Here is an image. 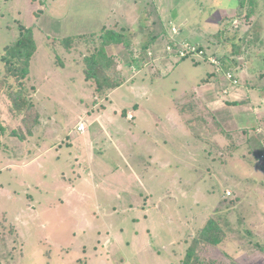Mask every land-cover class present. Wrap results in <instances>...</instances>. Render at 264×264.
I'll return each mask as SVG.
<instances>
[{
    "label": "rangeland",
    "instance_id": "374dc122",
    "mask_svg": "<svg viewBox=\"0 0 264 264\" xmlns=\"http://www.w3.org/2000/svg\"><path fill=\"white\" fill-rule=\"evenodd\" d=\"M258 3L239 19L238 0H0V81L1 53L31 28L26 84L39 115L27 136L0 94V264H183L210 222L226 237L201 249L203 259L264 264V147L251 130L260 123L237 102L234 119L249 129L225 133L191 100L212 65L177 60L164 44L171 22L193 44L209 34L214 54L205 52L223 66L240 50L262 69ZM104 30L127 34L137 50L158 46L146 63L110 49L124 83L107 97L81 65Z\"/></svg>",
    "mask_w": 264,
    "mask_h": 264
},
{
    "label": "trees",
    "instance_id": "16d2710c",
    "mask_svg": "<svg viewBox=\"0 0 264 264\" xmlns=\"http://www.w3.org/2000/svg\"><path fill=\"white\" fill-rule=\"evenodd\" d=\"M264 2V0H263ZM249 4L251 13H254L256 6L259 5L258 0H238V5L234 15H238L239 19L244 18V8ZM240 12V13H239ZM249 15V14H248ZM224 29L217 32L216 37H221ZM100 33V32H99ZM98 42L94 44V48L86 54L81 65L85 79L91 83L95 93L101 97H107L111 92L123 85L119 78L118 64L119 61L114 54H110V49L124 51L127 47V54L132 57V61L137 63V59L141 58L144 63L148 62V49H156L154 40L144 44L140 50L131 45L130 38L127 34L116 32V30H104L100 34ZM164 44L170 45L175 42L168 38ZM129 43H128V41ZM245 42L246 36L242 37ZM37 51V45L34 39L33 30L28 27L21 28V34L18 40L12 45H8L1 53V59L4 64L5 73L0 81V94L7 100L11 111L19 117L24 127L27 129V136H33V130L39 123V115L36 111L35 104L30 96V89L26 84V80L30 73V66L33 56ZM166 52V51H165ZM236 53V50L233 51ZM239 52V53H238ZM237 55H243L244 51L238 50ZM245 55V54H244ZM223 63V61L221 60ZM225 71L230 70L227 64L223 66ZM13 79V82H10ZM227 81V80H226ZM229 84V81H227ZM240 84L232 88L236 89ZM233 86V85H231ZM229 84V88L231 87ZM228 88V89H229ZM229 91L227 92L228 95ZM126 114V110H123ZM13 135H15L13 133ZM198 136V135H197ZM25 139V137H22ZM21 139V140H23ZM224 234L212 222L208 223L201 231L198 238L190 246L187 256L183 264H218L217 260H205L201 256V249L210 248L220 245L225 240ZM229 264H238L235 261H230Z\"/></svg>",
    "mask_w": 264,
    "mask_h": 264
},
{
    "label": "crops",
    "instance_id": "0c3cea01",
    "mask_svg": "<svg viewBox=\"0 0 264 264\" xmlns=\"http://www.w3.org/2000/svg\"><path fill=\"white\" fill-rule=\"evenodd\" d=\"M184 27L186 28V24H184ZM205 35L206 37L204 39L198 40V42L195 44L197 45L202 44L204 48L203 47L201 48L207 50L211 54H214L213 51L210 52L207 49L208 46L203 44L204 41L207 45L209 44L213 45V42L211 40H210L211 42H209L210 37L208 36L210 35L202 34V36ZM177 39L178 41H188L192 43L188 39V37L187 38L183 37V35H181V37H178ZM236 56H235L236 59L230 56L231 59L233 60L235 59V60L234 61L231 60L230 64L227 65V67H229L230 69L228 71L232 72L235 75V78H237V80L239 79L241 83V86H239L236 89L232 88L234 86H231L230 83L229 84L231 87L229 88V84L225 78V72L227 71H225L224 68L223 70L216 69L218 71L217 72L215 68L211 66L209 63L194 60V64L196 66L202 63H206L209 66H211L213 69L212 70L207 69L202 73L200 80L195 84L196 88L193 89L191 100L193 102L196 101L200 105H203L202 108L203 110L206 111V114L208 116H210V114L211 115L217 114L218 115L217 117L220 120L219 121L220 124L223 127L225 126L227 128V130L225 129L226 130L225 133L230 131L232 132V130L236 128H238L236 129L238 134L247 133L246 129L248 130L249 128L238 127L240 123L235 121L233 111L238 108L239 104H240L239 108H241V110H245L248 108L249 110H251V113L255 117V120L258 123H260L259 126L252 127L253 129L251 130L255 132L257 135H262V137L258 139V143H260L264 147V127H263L264 126L263 125L264 124V85H263L264 68L259 63L257 67H260L262 69L252 70L251 68H253V64H251L247 60L245 55H236ZM175 59L177 58L175 57ZM189 89L190 87L187 88V90ZM225 90H227V92L229 91L228 95H225L224 93ZM229 99H233V101L229 102ZM237 102H239V104ZM211 109H214L215 113L209 111ZM203 121L206 122L205 120ZM259 127L261 128L263 127V130L261 132L257 131L258 129H260ZM261 155L264 156V153Z\"/></svg>",
    "mask_w": 264,
    "mask_h": 264
},
{
    "label": "built area",
    "instance_id": "2783aa9c",
    "mask_svg": "<svg viewBox=\"0 0 264 264\" xmlns=\"http://www.w3.org/2000/svg\"><path fill=\"white\" fill-rule=\"evenodd\" d=\"M169 27L170 36L173 38V41L175 43L167 45L166 52L168 54L173 55L174 57L180 60L190 58L192 60L207 62L210 65L217 67L216 69L223 70V63L221 62V59H216L212 56H208L205 50L199 45H195L188 41H177L176 38L180 35L179 27L175 25L171 26V22L169 23ZM148 55H151L150 51L148 52ZM132 68L133 71L136 69L135 67ZM225 78L233 86H237L239 84L237 78H235V75L230 71L225 72ZM224 93L227 94V90H225ZM128 118L133 119V115L129 114ZM87 129L88 126L84 122H80L77 126V133L83 135L87 132Z\"/></svg>",
    "mask_w": 264,
    "mask_h": 264
},
{
    "label": "clouds",
    "instance_id": "9594fccd",
    "mask_svg": "<svg viewBox=\"0 0 264 264\" xmlns=\"http://www.w3.org/2000/svg\"><path fill=\"white\" fill-rule=\"evenodd\" d=\"M129 114H131V113H129ZM129 114H128V116H129ZM129 119V118H128ZM133 119H134V116H133ZM133 119H129V120H133ZM85 123V122H84ZM86 124V123H85ZM87 125V124H86ZM88 126V125H87ZM88 130V129H87Z\"/></svg>",
    "mask_w": 264,
    "mask_h": 264
}]
</instances>
